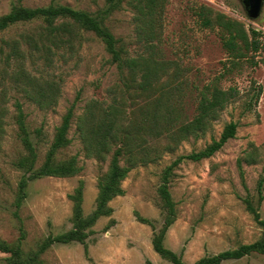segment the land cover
<instances>
[{
    "label": "rangeland",
    "instance_id": "374dc122",
    "mask_svg": "<svg viewBox=\"0 0 264 264\" xmlns=\"http://www.w3.org/2000/svg\"><path fill=\"white\" fill-rule=\"evenodd\" d=\"M53 0H0V17L15 6L43 8ZM91 13L105 7V0H55ZM201 7L240 21L246 28L264 35V7L258 19L252 20L242 0H165L162 8L161 40L156 45L157 58L168 64V72L144 96L132 95L124 107L125 117H140L164 90H173L181 119L190 120L196 113L199 91L216 82L225 90L234 88L238 95L222 112L212 130L204 138L181 142L172 153H165L156 163L133 169L123 182L125 195L116 197L110 206L114 213L101 218L93 227L85 246L74 242L56 244L41 256L43 264H172L158 255L152 246L154 230L164 225L165 212L159 196L162 175L176 159L199 152L219 139L231 121L239 124L237 137L211 159L201 162L184 161L170 180V191L178 216L170 228L166 247L194 264L205 256L234 250L259 240L264 230L255 223L246 208L249 198L258 205V182L264 166V52L252 57L258 63L242 62L233 67L224 49L218 29L204 28L198 16ZM107 26L128 50L130 56L148 55L145 46L137 42L133 13L117 12L107 20ZM41 22L20 23L0 32V72L5 69L1 49L6 42L21 41L27 33L39 29ZM78 52L70 56L63 51L56 57L55 69L28 60L25 70L42 81L56 80L60 91L56 104L40 108L23 90L7 80L0 82V111L4 113V137L0 146V240L15 246L22 240L23 250L38 251L49 236H58L73 229V204L69 195L82 181L84 213L90 216L96 209L99 181L108 172L111 155L106 161L88 157L78 132V121L87 105L97 101L105 106L126 91L116 66L109 62L104 44L93 34L82 32ZM7 51V50H6ZM231 67V71L228 68ZM15 73L16 66L9 69ZM45 70V71H44ZM258 87L262 88L256 102ZM132 90L131 93H134ZM126 96V94H125ZM80 98L69 138L72 144L60 151L59 161L76 158L82 171L71 178L45 177L31 181L27 196L17 207L19 183L24 171L17 167L26 151L19 138L16 123V103L20 102L27 116L31 139L38 147L39 168L46 159L56 129L77 98ZM256 104L248 110L247 103ZM41 130V135L38 134ZM165 145V143H163ZM253 163H250L251 160ZM245 171L244 186L239 161ZM126 165L122 161V166ZM264 220V202L260 208ZM140 217L150 220L154 227L142 224ZM10 254L0 252V264H9ZM223 264H264V256L254 254Z\"/></svg>",
    "mask_w": 264,
    "mask_h": 264
},
{
    "label": "trees",
    "instance_id": "16d2710c",
    "mask_svg": "<svg viewBox=\"0 0 264 264\" xmlns=\"http://www.w3.org/2000/svg\"><path fill=\"white\" fill-rule=\"evenodd\" d=\"M105 2L103 9L91 13L57 4L53 0L49 6L43 8L15 6L10 13L0 17V32L20 23L41 22L38 30L27 33L21 41L6 42L7 49H1L5 69L0 72L2 85L10 80L15 88L23 90L30 101L40 108L55 106L60 85L56 80L42 85L39 78L27 73L26 62L29 60L31 64L37 66L42 62L45 68L55 69L56 57L60 52L63 51L70 56L78 52L83 40L82 32L93 33L104 44L110 57L109 62L118 68L126 89L107 106L92 101L78 121V132L86 155L101 161H106L111 155L109 170L99 181L95 211L90 216H85L83 207L85 185L81 181L69 195L73 204V229L58 236H49L40 245L38 251L30 254L24 252L22 240L15 246L0 240V252L11 255L8 259L9 264H43L41 256L56 244L69 245L77 242L85 246L87 253L86 241L94 234L93 227L101 218L113 215L114 209L110 203L116 197L125 195L122 184L129 173L139 166L158 162L165 153L174 152L183 141L192 137L204 138L212 130L214 123L220 119L222 112L238 95L234 88L222 89L218 85V79L199 91V100L193 118L182 120L174 91L164 90L155 101L153 109L147 105L140 117L128 118L127 122L124 111L127 100L131 99L133 94L138 97L146 95L168 72L167 62L160 61L156 52V45L161 40L162 8L165 0H105ZM125 9L133 13L137 42L145 46L148 55L130 56L128 50L106 24L112 15ZM198 16L204 28L218 29L223 47L230 55L232 68L242 62L258 66L252 56L264 52L262 33L251 28L247 29L242 22L222 13H216L208 7H201ZM13 65L16 66L15 73L9 70ZM228 71H231V67ZM132 90L135 92L131 93ZM261 93L262 88L258 87L256 102L259 101ZM79 100L78 97L63 117L61 125L56 129L45 162L39 168H37L38 147L31 139L24 107L20 102L16 103L19 138L26 151V155L17 163V167L24 171L18 189V208L22 206L27 196L26 190L31 181L45 177L71 178L81 173L82 168L79 167L76 158L67 161L57 159L58 153L72 144L69 133ZM247 106L248 110H254L256 104L250 102ZM3 124L4 113L0 111V146L4 137ZM238 129L239 124L231 121L225 126L219 139H213L210 145L199 152L179 157L165 169L159 187L165 221L161 230H154L152 240L154 251L164 260L172 264H187L182 255L167 248L165 244L168 232L178 216L170 191V180L174 176V171L186 160L201 162L211 159L229 141L237 137ZM38 134L41 135V130H38ZM122 161H125L126 165L122 166ZM253 162L252 159L250 163ZM238 164L242 182L246 186L243 162L240 160ZM258 195L257 206L249 198L245 199V203L255 223L264 230V220L260 213L264 202V166L258 182ZM137 219L142 224L154 227L150 220L138 214ZM254 254L264 256V232L261 238L252 244L205 256L194 264H223L242 260Z\"/></svg>",
    "mask_w": 264,
    "mask_h": 264
},
{
    "label": "water",
    "instance_id": "95a60500",
    "mask_svg": "<svg viewBox=\"0 0 264 264\" xmlns=\"http://www.w3.org/2000/svg\"><path fill=\"white\" fill-rule=\"evenodd\" d=\"M250 19H258L264 7V0H242Z\"/></svg>",
    "mask_w": 264,
    "mask_h": 264
}]
</instances>
